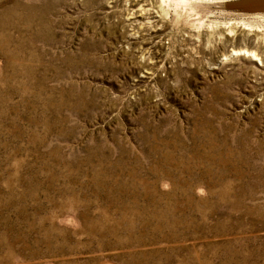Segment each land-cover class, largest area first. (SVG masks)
I'll return each mask as SVG.
<instances>
[{
    "label": "rangeland",
    "instance_id": "374dc122",
    "mask_svg": "<svg viewBox=\"0 0 264 264\" xmlns=\"http://www.w3.org/2000/svg\"><path fill=\"white\" fill-rule=\"evenodd\" d=\"M239 1L0 0V264H264Z\"/></svg>",
    "mask_w": 264,
    "mask_h": 264
},
{
    "label": "bare ground",
    "instance_id": "6f19581e",
    "mask_svg": "<svg viewBox=\"0 0 264 264\" xmlns=\"http://www.w3.org/2000/svg\"><path fill=\"white\" fill-rule=\"evenodd\" d=\"M238 5L245 7L247 10L264 11V0H240Z\"/></svg>",
    "mask_w": 264,
    "mask_h": 264
}]
</instances>
